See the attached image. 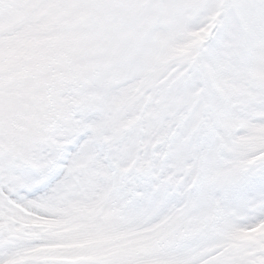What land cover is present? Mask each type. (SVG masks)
Returning a JSON list of instances; mask_svg holds the SVG:
<instances>
[{
	"label": "snow or ice",
	"instance_id": "1",
	"mask_svg": "<svg viewBox=\"0 0 264 264\" xmlns=\"http://www.w3.org/2000/svg\"><path fill=\"white\" fill-rule=\"evenodd\" d=\"M0 264H264V0H0Z\"/></svg>",
	"mask_w": 264,
	"mask_h": 264
}]
</instances>
